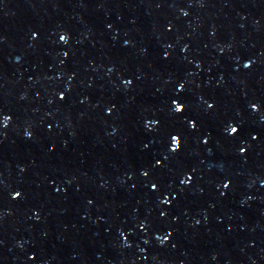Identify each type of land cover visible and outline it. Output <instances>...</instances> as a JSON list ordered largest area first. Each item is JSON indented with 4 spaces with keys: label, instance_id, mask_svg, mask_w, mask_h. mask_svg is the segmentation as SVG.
I'll return each instance as SVG.
<instances>
[{
    "label": "water",
    "instance_id": "1",
    "mask_svg": "<svg viewBox=\"0 0 264 264\" xmlns=\"http://www.w3.org/2000/svg\"><path fill=\"white\" fill-rule=\"evenodd\" d=\"M0 264H264V0H0Z\"/></svg>",
    "mask_w": 264,
    "mask_h": 264
},
{
    "label": "snow or ice",
    "instance_id": "2",
    "mask_svg": "<svg viewBox=\"0 0 264 264\" xmlns=\"http://www.w3.org/2000/svg\"><path fill=\"white\" fill-rule=\"evenodd\" d=\"M61 39H63V37H61ZM176 111H180V106L179 105H177L176 106ZM237 131V129L236 128H231V132H233V133H235ZM173 140L175 141L176 140V138L175 137H173ZM177 146V145H176Z\"/></svg>",
    "mask_w": 264,
    "mask_h": 264
}]
</instances>
